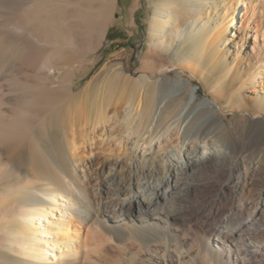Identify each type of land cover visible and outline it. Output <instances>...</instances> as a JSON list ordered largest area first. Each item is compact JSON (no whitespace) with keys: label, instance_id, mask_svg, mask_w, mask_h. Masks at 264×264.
Segmentation results:
<instances>
[{"label":"bare ground","instance_id":"1","mask_svg":"<svg viewBox=\"0 0 264 264\" xmlns=\"http://www.w3.org/2000/svg\"><path fill=\"white\" fill-rule=\"evenodd\" d=\"M114 2L0 0V264H162L173 235L158 237L179 219L163 203L182 175L211 164L230 169L237 198L212 229L219 242L213 264H260L264 246L254 244L253 232L264 235V176L259 199L244 198L251 213L241 198L256 184L264 157L240 152L250 139L237 145L215 99L197 101L192 81L158 67L157 53L133 74L106 63L77 87L89 69H80L78 58L102 44ZM164 7L155 45L205 34L221 51L219 77L233 90L228 99L255 82L257 96L245 99L264 112V0H175ZM250 23L263 39L241 53ZM172 84L176 92L191 89L190 100H168ZM172 251L187 264L183 251Z\"/></svg>","mask_w":264,"mask_h":264},{"label":"rangeland","instance_id":"2","mask_svg":"<svg viewBox=\"0 0 264 264\" xmlns=\"http://www.w3.org/2000/svg\"><path fill=\"white\" fill-rule=\"evenodd\" d=\"M174 1L115 0L102 44L95 53L85 54L78 58V67L89 69L78 80L77 87L81 89L87 85L93 75L106 63L123 66L127 72L133 74L143 67L146 56L149 54L158 55L157 66H169L168 73L172 78L182 77L192 81L191 86L197 89V101L208 97L218 102V106L215 107L216 115L233 132L237 145H242L246 139H250L249 147L244 151L239 148L241 153L248 154L247 157L251 158L264 157V112L257 110L250 99H245L246 94L249 97L257 96L258 84L255 82L248 84L235 100L230 101L228 96L233 90L228 89L226 83L219 77L221 75L220 68L223 66L219 59L221 51L216 50L211 38L206 42L205 34H189L185 40L175 38L168 47L155 45L158 44L159 30L163 29L164 24L162 20L156 23L158 10L165 9L164 2L173 3ZM241 8L245 10V7L241 6ZM241 15L243 16V14ZM241 15L236 22L235 35L229 36L232 44L239 40L238 35L241 33L239 30L243 26ZM250 26L253 29L249 31L241 53L253 52V45L257 39L262 42V36L256 38V25L250 23ZM176 54L183 57L182 62L173 58L177 57ZM186 58L193 60L196 58L197 61L189 62L185 60ZM183 67L188 70H183ZM227 71L229 72L228 78L233 79L232 70L227 69ZM214 78L216 79L214 80ZM170 88L166 91L168 100L180 97L183 98L182 103L190 100L191 89L182 88L176 92L173 84ZM205 111L204 107L199 109L193 118L195 119L201 114L204 115ZM150 156L152 154L148 153V157ZM238 160L236 157L231 165V169L236 173L239 172ZM241 171L243 173V169ZM263 172L264 158L261 162V172L257 174L256 184L250 186L244 197L241 198L242 203L247 206L248 213L254 210V205L253 203L248 204L245 199L251 196L252 200L250 201L254 202L263 194L261 185ZM229 173L230 169L227 167L211 164L206 170L198 169L196 172L180 177L179 188L163 203L173 212L178 210L179 219L172 224L170 230L158 237V241L162 242L166 237H170L169 232L173 235V238L169 240L170 245L165 249L166 252L168 251L167 259L163 260L162 264H180L176 256L173 258V248L179 252L183 251L182 255L187 264H213L211 249H217L219 242L218 237L212 233V229L223 223L232 204L237 201L236 195L233 193L234 178H231ZM228 221L229 228H232L237 225L239 218L228 219ZM260 223H264V215ZM257 226L250 231L256 230ZM253 234L254 244L261 243L260 246H264V235L262 233L258 235L256 232ZM160 252L161 254L165 253L162 247H160ZM259 262L264 264V257L258 258Z\"/></svg>","mask_w":264,"mask_h":264}]
</instances>
